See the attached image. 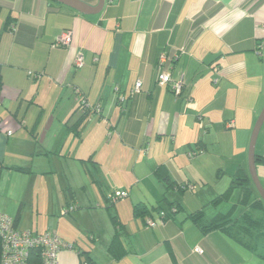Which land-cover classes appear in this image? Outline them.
I'll use <instances>...</instances> for the list:
<instances>
[{
    "label": "crops",
    "instance_id": "0c3cea01",
    "mask_svg": "<svg viewBox=\"0 0 264 264\" xmlns=\"http://www.w3.org/2000/svg\"><path fill=\"white\" fill-rule=\"evenodd\" d=\"M65 30L73 42L57 46ZM263 46L264 0H105L91 14L58 0H0V116L8 120L0 211L20 229L53 230L73 244L59 264H264V226L245 231L248 245L221 230L203 233L189 214L210 220L224 211L207 217L176 188L190 187L203 156L189 153H207L222 120L253 127L264 105ZM161 72L182 79V93L160 83ZM96 104L101 111L82 118ZM112 190L129 195L111 204ZM139 203L151 211L137 216ZM30 212L34 222L21 227ZM255 212L264 216V206Z\"/></svg>",
    "mask_w": 264,
    "mask_h": 264
},
{
    "label": "rangeland",
    "instance_id": "374dc122",
    "mask_svg": "<svg viewBox=\"0 0 264 264\" xmlns=\"http://www.w3.org/2000/svg\"><path fill=\"white\" fill-rule=\"evenodd\" d=\"M263 107L250 130L244 129L245 131H242V129H236L234 124L231 125L230 119L222 120L224 127L216 134L217 141L210 144L207 153H204V151L201 152L200 155L203 156V161L201 163L195 161L193 165V168H195L194 171H192L193 175L191 177L193 184L191 183L190 187L183 193L178 191L184 205L189 204L191 207L196 203L198 206L204 205L206 216L211 217L218 211L228 212L234 204L236 205L238 203L240 196L239 188H233L227 198L218 199V197L228 190L240 164H243L250 173L249 148L251 136L255 124L262 113ZM229 123L231 126L228 125ZM215 132L214 130L211 131L212 134ZM261 150L264 151V126L259 133L256 144V152L260 153L262 152ZM257 169L260 179L264 182V166L258 163ZM67 190L69 191L70 189L65 188L66 193ZM84 192L85 191H78V197H83L85 194ZM241 210L242 206H237L235 212L239 213ZM54 219H56L54 221L55 223H53L55 227L57 215H54ZM34 220V213L30 212L28 216H24L20 226L30 228Z\"/></svg>",
    "mask_w": 264,
    "mask_h": 264
},
{
    "label": "built area",
    "instance_id": "2783aa9c",
    "mask_svg": "<svg viewBox=\"0 0 264 264\" xmlns=\"http://www.w3.org/2000/svg\"><path fill=\"white\" fill-rule=\"evenodd\" d=\"M73 42V33L71 30H65L56 40L57 46H70ZM264 48V46L262 47ZM164 60V58H162ZM75 66L80 68L85 65L84 55L80 52L74 59ZM160 83H168L171 85L175 93L180 94L184 84L182 79L173 81L172 76L168 72H161L158 76ZM217 82V79L215 80ZM142 89V82L138 81L135 90ZM2 99L0 98V106ZM96 112L101 111V105L96 104L89 106ZM8 123L7 119L0 116V130L4 129ZM233 123L231 122V125ZM229 126L230 123L228 124ZM9 135L12 130H6ZM200 152H203L201 150ZM196 151L189 154L194 155ZM129 195L128 190H120L115 193L114 199L125 198ZM112 196V197H113ZM72 206L67 210H74ZM66 212V211H64ZM154 225V221H150ZM0 237L2 238V256L1 264H59V255L64 248H73L74 245L64 241L55 231L47 230L45 232H34L29 229H20L15 224V219L0 211ZM195 251L203 253L200 246L195 247ZM84 264H90L85 261Z\"/></svg>",
    "mask_w": 264,
    "mask_h": 264
},
{
    "label": "trees",
    "instance_id": "16d2710c",
    "mask_svg": "<svg viewBox=\"0 0 264 264\" xmlns=\"http://www.w3.org/2000/svg\"><path fill=\"white\" fill-rule=\"evenodd\" d=\"M2 85V74L0 72V98ZM89 106L91 105H85L83 107L82 118H85V116L89 115L91 112H96L93 108H90ZM80 121L78 123H80ZM201 150L204 151L202 147H199V149L194 151L200 152ZM258 160L261 159H259V155L258 153H256V161ZM172 185L174 184L172 183ZM187 186V184L182 183L177 184L176 188L178 189V191L183 192L187 189ZM233 188L240 189V197L238 203L236 205L234 204L228 212H218L213 218H211L210 220H206L204 217V212L202 210H199L191 212L189 214V217L197 224V226L200 228V230H202L203 233H208L213 230H221L230 237L238 240L239 242L243 241L245 245H248V242L245 241L243 237V235L246 233L245 231L250 230L251 226H258V229H260L259 227L264 226V216H260L255 212V209L259 208L260 206H264V200L261 198L252 180L251 174L242 167H240L234 174L232 184L230 185V187H228V190L222 193L218 197V199L227 198L228 195L232 192ZM116 192L117 191L112 190V195H109V201L111 202V204H115V201H117L116 199H114L113 196ZM164 200L167 202V204H169V206H171V211L178 210L180 206L179 202L167 201V197L164 198ZM237 206H242V212L240 213V215L234 216L235 209L237 208ZM150 211L151 210L144 203H139L135 205L134 212L137 216H145ZM166 212L168 213V211H160L164 218L167 217ZM16 218L15 224L17 221ZM112 219L116 227L117 235H119L122 223L116 213H112ZM117 235L115 236V241H117ZM2 246V238L0 237V264L2 256ZM85 261L89 262L90 264H96V262L90 259L89 257L81 260L80 264H84Z\"/></svg>",
    "mask_w": 264,
    "mask_h": 264
},
{
    "label": "water",
    "instance_id": "95a60500",
    "mask_svg": "<svg viewBox=\"0 0 264 264\" xmlns=\"http://www.w3.org/2000/svg\"><path fill=\"white\" fill-rule=\"evenodd\" d=\"M62 3H65L77 10H79L82 13H97L101 11V9L104 6L105 0H100L99 4L97 6H91L87 4L83 0H58ZM264 124V108L262 110V113L260 117L258 118L255 127L253 129V133L251 136V142H250V148H249V169L250 174L252 177V180L261 196V198L264 200V186L260 180V177L258 175L257 166H256V144L258 140L259 133L261 131V128Z\"/></svg>",
    "mask_w": 264,
    "mask_h": 264
}]
</instances>
